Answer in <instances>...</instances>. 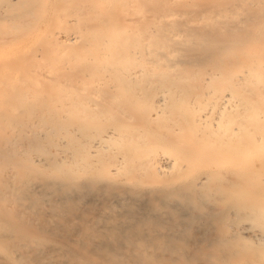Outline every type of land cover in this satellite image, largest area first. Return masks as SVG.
Returning a JSON list of instances; mask_svg holds the SVG:
<instances>
[{
	"label": "bare ground",
	"instance_id": "6f19581e",
	"mask_svg": "<svg viewBox=\"0 0 264 264\" xmlns=\"http://www.w3.org/2000/svg\"><path fill=\"white\" fill-rule=\"evenodd\" d=\"M0 264H264V0H0Z\"/></svg>",
	"mask_w": 264,
	"mask_h": 264
}]
</instances>
